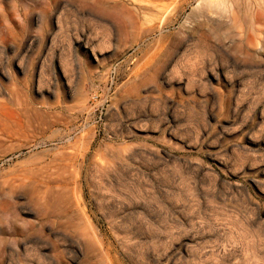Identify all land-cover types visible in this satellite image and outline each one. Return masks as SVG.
<instances>
[{
    "label": "rangeland",
    "instance_id": "rangeland-1",
    "mask_svg": "<svg viewBox=\"0 0 264 264\" xmlns=\"http://www.w3.org/2000/svg\"><path fill=\"white\" fill-rule=\"evenodd\" d=\"M173 1L0 0V264H264V0Z\"/></svg>",
    "mask_w": 264,
    "mask_h": 264
},
{
    "label": "bare ground",
    "instance_id": "bare-ground-1",
    "mask_svg": "<svg viewBox=\"0 0 264 264\" xmlns=\"http://www.w3.org/2000/svg\"><path fill=\"white\" fill-rule=\"evenodd\" d=\"M95 1V4L96 3H100L101 4V2H103L104 0H94ZM173 2H178V0H174ZM172 4V3H171ZM174 4V3H173ZM172 4V5H173ZM163 6L165 7V8H169V6H170V4H163ZM23 130V129H22ZM11 132V131H10ZM24 134V133H23ZM2 138H4V137H2ZM16 144V143H15ZM75 145V144H74ZM21 147V146H20ZM11 148V147H10ZM66 151V150H65ZM76 151V150H75ZM61 152V151H60ZM66 152H68V151H66ZM65 152V153H66ZM7 153V152H6ZM64 154V153H63ZM67 154V153H66ZM71 154V153H70ZM60 155V154H59ZM61 156V155H60ZM75 157H76V155H75ZM70 158V157H69ZM66 160V159H65ZM52 161V160H51ZM68 161V160H67ZM48 162V161H47ZM70 162V161H69ZM74 162V161H73ZM30 163H31V161H30ZM49 163V162H48ZM75 163V162H74ZM65 165V164H64ZM63 165V166H64ZM73 165V164H72ZM71 165V166H72ZM34 168V167H33ZM41 169H43V168H41ZM65 169V168H64ZM35 170V169H34ZM34 170H33V172H34ZM53 170V169H52ZM28 171H30V172H32V167H31V164H29V162L28 163H26V165H21L20 166V168L18 169H16L15 170V172L14 173H11L9 176H7L6 178H4L2 181H1V183H0V186L2 187V188H4V189H6V190H12L13 189V187L16 185V184H19L20 185V183L21 182H19L18 180L21 178V177H23V174L26 172H28ZM42 171V170H41ZM44 171V170H43ZM46 172V171H45ZM50 172V171H49ZM25 173V174H26ZM29 173V172H28ZM42 173V172H41ZM30 174V173H29ZM43 176V175H42ZM54 176V175H53ZM23 179H25V177L23 178ZM23 179H20V180H23ZM18 182V183H17ZM22 184H24V181H23V183ZM22 186V185H21ZM20 187V186H19ZM17 185H16V188H19ZM5 191V190H4Z\"/></svg>",
    "mask_w": 264,
    "mask_h": 264
}]
</instances>
